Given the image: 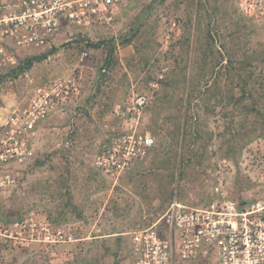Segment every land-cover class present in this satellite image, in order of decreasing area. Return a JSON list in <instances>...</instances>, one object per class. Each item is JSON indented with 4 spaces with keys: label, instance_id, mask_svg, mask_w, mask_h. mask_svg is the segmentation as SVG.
<instances>
[{
    "label": "rangeland",
    "instance_id": "1",
    "mask_svg": "<svg viewBox=\"0 0 264 264\" xmlns=\"http://www.w3.org/2000/svg\"><path fill=\"white\" fill-rule=\"evenodd\" d=\"M29 54L0 68L5 111L73 72L79 94L40 122L34 158L0 212L36 213L73 241L4 248L3 264H131L133 232L174 203L264 201V28L236 0H125L109 24L66 28ZM132 91L151 97L142 125L157 141L114 179L94 158L119 130L113 110Z\"/></svg>",
    "mask_w": 264,
    "mask_h": 264
},
{
    "label": "built area",
    "instance_id": "2",
    "mask_svg": "<svg viewBox=\"0 0 264 264\" xmlns=\"http://www.w3.org/2000/svg\"><path fill=\"white\" fill-rule=\"evenodd\" d=\"M124 1L0 0V68L49 48L61 30L109 24ZM236 5L245 19L264 28V0H236ZM79 80L76 72L56 77L36 87L25 106L0 107V199L17 188L20 170L33 160L40 122L79 94ZM150 103L147 93L132 91L114 108L119 130L94 158L99 172L116 179L155 147V136L142 125ZM71 241L68 228L46 217L5 218L0 212V250ZM130 256L131 264H264V201L227 200L199 208L174 203L155 224L133 232Z\"/></svg>",
    "mask_w": 264,
    "mask_h": 264
},
{
    "label": "trees",
    "instance_id": "3",
    "mask_svg": "<svg viewBox=\"0 0 264 264\" xmlns=\"http://www.w3.org/2000/svg\"><path fill=\"white\" fill-rule=\"evenodd\" d=\"M47 57V55H42V56H36V57H32V58H27L26 60H25V64H24V68L25 69H30L32 66H33V64L35 63V62H41V61H43L45 58Z\"/></svg>",
    "mask_w": 264,
    "mask_h": 264
},
{
    "label": "crops",
    "instance_id": "4",
    "mask_svg": "<svg viewBox=\"0 0 264 264\" xmlns=\"http://www.w3.org/2000/svg\"><path fill=\"white\" fill-rule=\"evenodd\" d=\"M4 109H5V108H4ZM5 110H6V109H5ZM5 110H4V111H5ZM7 111H8V110H7Z\"/></svg>",
    "mask_w": 264,
    "mask_h": 264
}]
</instances>
